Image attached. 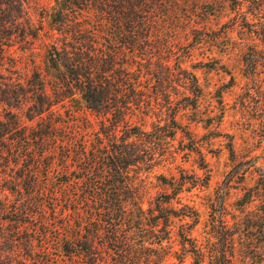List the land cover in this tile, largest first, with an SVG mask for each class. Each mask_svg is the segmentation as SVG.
Here are the masks:
<instances>
[{"label": "trees", "instance_id": "1", "mask_svg": "<svg viewBox=\"0 0 264 264\" xmlns=\"http://www.w3.org/2000/svg\"><path fill=\"white\" fill-rule=\"evenodd\" d=\"M157 2L177 6L174 0H55L50 18L59 37L48 50V75L35 68L21 83L0 70V191L6 193L0 264H171L166 244L173 218L198 222L194 207L170 205L185 184L205 188L208 178L159 175L172 193L143 207L148 180L163 164L195 153L201 170L207 168L177 119L180 110L199 111L203 89L176 60ZM40 33L24 0H0V67L8 47L38 40ZM259 36L264 41V29ZM254 59L246 57L247 68ZM82 108L100 117L92 139L93 123L77 124ZM136 114L155 120L150 127L131 124L127 118ZM179 133L186 142L177 151ZM229 150L233 156L232 144ZM261 176L243 205L255 193L264 204ZM180 236L182 250H193L198 264L196 243L185 232Z\"/></svg>", "mask_w": 264, "mask_h": 264}, {"label": "rangeland", "instance_id": "2", "mask_svg": "<svg viewBox=\"0 0 264 264\" xmlns=\"http://www.w3.org/2000/svg\"><path fill=\"white\" fill-rule=\"evenodd\" d=\"M24 1L32 24L41 29L39 39L13 43L0 67L6 77L21 83L35 68L48 75V50L59 37L50 18L55 0ZM174 1L177 5L174 10L157 2L156 14L161 29L170 33L177 47L176 60L197 75L203 89L199 111L180 110L177 119L192 133L207 168L201 170V158L195 153L163 164L148 180L143 207L147 209L150 199L166 191L172 193L157 179L159 175L179 180L183 175L189 181L208 178L205 188L185 184L179 201L170 205L174 209L189 205L199 213L194 225L190 219L173 218L171 237L166 244L172 256L170 263L180 264V257L184 264L196 263L193 250H182L180 235L185 232L201 252L200 255L197 251L198 264H264L263 199L255 193L247 204H242L246 193L258 186L264 172L261 171L264 170V41L259 36L264 29V0ZM252 56L254 67L250 69L245 60ZM171 101L175 106L176 97ZM161 104L167 105L164 98ZM77 113L81 116L79 126L87 119L93 123L87 136L94 138L93 129L99 128L100 117L85 108ZM127 120L150 127L155 117L136 114ZM23 122L35 124L25 119ZM185 142L179 133L173 146L180 151ZM253 160L254 166H242ZM5 195L0 191V198ZM220 197L222 207L218 203ZM51 251L56 252L54 248Z\"/></svg>", "mask_w": 264, "mask_h": 264}]
</instances>
